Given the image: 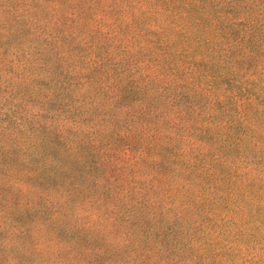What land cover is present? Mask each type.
I'll return each mask as SVG.
<instances>
[{
    "label": "rangeland",
    "instance_id": "rangeland-1",
    "mask_svg": "<svg viewBox=\"0 0 264 264\" xmlns=\"http://www.w3.org/2000/svg\"><path fill=\"white\" fill-rule=\"evenodd\" d=\"M0 264H264V0H0Z\"/></svg>",
    "mask_w": 264,
    "mask_h": 264
}]
</instances>
